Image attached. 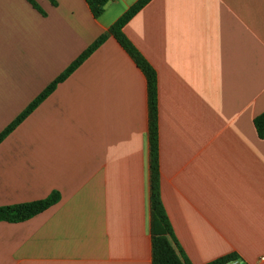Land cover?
Instances as JSON below:
<instances>
[{"label":"crops","instance_id":"obj_1","mask_svg":"<svg viewBox=\"0 0 264 264\" xmlns=\"http://www.w3.org/2000/svg\"><path fill=\"white\" fill-rule=\"evenodd\" d=\"M0 0V132L136 0ZM157 73L160 191L190 264H264V0H150L123 28ZM147 79L114 36L0 142V264H152Z\"/></svg>","mask_w":264,"mask_h":264},{"label":"trees","instance_id":"obj_2","mask_svg":"<svg viewBox=\"0 0 264 264\" xmlns=\"http://www.w3.org/2000/svg\"><path fill=\"white\" fill-rule=\"evenodd\" d=\"M35 8L45 13L35 0H29ZM94 17H99L110 0H86ZM150 0H136L123 12L108 30L100 34L69 66L63 70L37 97L25 108L9 125L0 132V142L13 131L57 85L65 80L83 61L101 46L109 36H114L121 46L134 59L146 76L149 101V139H150V206H151V233H152V264H190L183 255L173 234L172 226L166 214L160 191V159H159V113L157 73L141 51L131 42L123 28L125 24ZM254 125L259 137L264 138V111L255 116ZM61 195L53 191L48 196L20 203L1 205L0 220L19 222L31 218L55 204ZM238 258V254L231 252L222 255L206 264H223L231 259Z\"/></svg>","mask_w":264,"mask_h":264},{"label":"built area","instance_id":"obj_3","mask_svg":"<svg viewBox=\"0 0 264 264\" xmlns=\"http://www.w3.org/2000/svg\"><path fill=\"white\" fill-rule=\"evenodd\" d=\"M223 264H246V263L242 261L240 258H234V259L224 262Z\"/></svg>","mask_w":264,"mask_h":264}]
</instances>
